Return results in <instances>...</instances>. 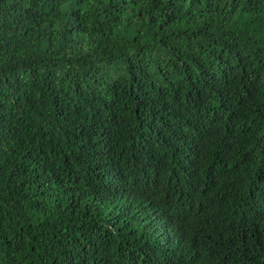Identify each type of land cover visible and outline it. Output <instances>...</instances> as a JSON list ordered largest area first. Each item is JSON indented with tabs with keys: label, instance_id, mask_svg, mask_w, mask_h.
I'll return each instance as SVG.
<instances>
[{
	"label": "trees",
	"instance_id": "1",
	"mask_svg": "<svg viewBox=\"0 0 264 264\" xmlns=\"http://www.w3.org/2000/svg\"><path fill=\"white\" fill-rule=\"evenodd\" d=\"M0 264H264V0H0Z\"/></svg>",
	"mask_w": 264,
	"mask_h": 264
}]
</instances>
